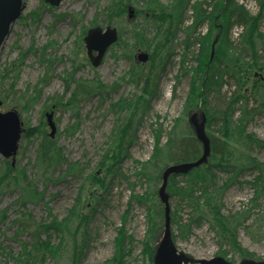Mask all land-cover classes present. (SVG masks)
<instances>
[{"label":"rangeland","instance_id":"1","mask_svg":"<svg viewBox=\"0 0 264 264\" xmlns=\"http://www.w3.org/2000/svg\"><path fill=\"white\" fill-rule=\"evenodd\" d=\"M159 1L166 7L174 2V0ZM113 2L114 0H63L60 6L53 8L44 0H24L22 16L14 24L9 39L2 49L0 73L6 67L13 65L21 53L31 47L35 48V52L25 59L13 92L10 91L14 84L12 77L0 82V111L6 113L12 109H19L25 133L29 127L41 128L44 131L46 143L54 141L69 164L79 163L85 169L82 175L64 176L65 169L59 167L51 180L50 174L46 172L40 177L42 170L38 166L36 157L42 138L36 136L29 139L24 134L19 145L17 162L14 167L12 166L16 171L14 176L20 177L25 171L29 180L35 181L39 191L44 192V199L22 206L17 203L20 200L22 188L15 186V182L10 180L0 189V213L7 210L8 216L0 223V264H18L15 258L23 251V244L35 243L36 238L31 231L22 229L19 224L22 214L31 215L36 224L47 223L50 221L47 211L49 207L52 216L59 220L67 218L69 211L77 203V197L81 194V186L87 183L86 178L93 173L103 174L99 163L114 138L113 131L118 127L119 119L122 120L124 116V113L112 107L117 103L125 104L135 101L136 97L139 98L141 95L142 85L136 86L131 81L130 74L133 69L136 70L137 66L142 67L144 73H148L150 65H135V54L138 49L135 50L132 32L134 27L139 26L147 32V38L152 39L156 33L155 26L150 19L145 20V14L140 15L146 0H133L132 5L128 3L127 13L123 18L118 15H114L113 18L107 17L105 11L114 4ZM238 2L239 6H243L252 16L258 15L261 7L260 0H238ZM129 7L134 10L131 19L127 16ZM35 11H38L40 15L39 20L36 21L31 16ZM262 16L259 27L264 38V13ZM95 19L100 25L96 27L112 26L123 33V39H120V42H117L105 54L99 68L92 67L81 35L82 30L89 31L95 27L91 23ZM206 28L207 26L203 28L204 32H207ZM240 33L242 28L234 27L231 38L237 42ZM183 39L184 34L181 33L173 47L170 59L163 65L158 75L156 93L150 101L149 110L151 111L140 118L139 124L133 131L135 139L129 147V157L122 161L121 170L117 175L108 177L107 191L98 189V203L95 198L90 199L95 202V205L87 202L88 209L84 212L90 217L89 224L85 233H79L78 237L79 242H84L80 264H108L115 256L117 230L121 228H124L125 232L134 239L133 245L126 249L130 252L125 257V264H148L147 255L143 253L147 246L146 242L156 250L162 238L164 219L160 220L156 217L153 232H149L151 223L148 220L149 209L147 208L153 203L150 201V203H140L131 198L133 195L144 197L154 189L157 192L160 189L161 182L155 184L153 180L149 181L147 177L139 175L142 164L153 156L155 135L162 134L161 142L166 143L170 135L174 133V127L178 125L177 120L181 119L179 122L181 130L185 129L186 122L188 123L189 118L199 109L198 107L191 110L186 106L193 75L191 70L199 66L194 59L192 60V55H185L181 44ZM262 47L264 48L263 45ZM197 49L193 48L192 52L197 53ZM43 54L44 57H42ZM183 55H185L184 59ZM260 55L261 64L264 65V49ZM255 73L254 76L249 77V86L245 89L250 100H253L251 97L253 82L257 79L264 82V73L258 71ZM72 74L75 80H82L83 84L89 83L92 86L94 83H100L107 87L115 86V90L107 93L102 99L98 94L86 95L84 91L78 99L76 111H72L64 107L62 105L64 103L60 106L58 103L62 97L67 100L70 96L65 95L67 85L70 84V80L66 77ZM85 87L83 86L82 90ZM235 91L236 85L228 82L221 93L222 97L217 101L211 100L212 105L220 101L223 104L224 99L228 101ZM35 94L38 98L33 105H27L25 100L32 99ZM51 112L54 114L53 121L57 126L55 138L50 136L51 129L47 119V115ZM206 129L208 135L213 133L216 137L220 136L217 131L214 132L207 127ZM247 132L263 142L264 115L253 118ZM251 149L252 158L264 164V150L255 146ZM178 156L181 158L183 153L179 152ZM5 162H10L12 165V160H5L0 154V176L4 173ZM214 172L217 174L219 185L232 181L223 194V215L230 216L249 209V219L245 224L248 228L238 227L235 233L239 246L249 254L241 257L239 251L234 250L228 240L220 239L216 229H211L209 221H202L199 225L191 226L189 233L183 236H180L179 225L172 223L173 241L178 250L193 260L222 257L232 264H240L246 259L256 262L264 261V194L254 205L256 193L250 185L261 171L242 170L235 179H233L234 173L228 174L219 170ZM89 186L90 184L87 183V187ZM98 187L95 186V188ZM83 199L87 201L86 192ZM170 206L172 218L173 213L179 208L177 218L183 219L184 224L189 223L191 210L187 208L186 203H183L179 197H175L170 199ZM39 236L44 241L48 238L44 232H40ZM49 236L51 243L56 246L59 242L58 236L51 232ZM224 252H227L226 257L222 255ZM36 264H70V262L66 256L57 263L51 256H46L43 262L39 261Z\"/></svg>","mask_w":264,"mask_h":264},{"label":"trees","instance_id":"2","mask_svg":"<svg viewBox=\"0 0 264 264\" xmlns=\"http://www.w3.org/2000/svg\"><path fill=\"white\" fill-rule=\"evenodd\" d=\"M132 2L133 0H114V4L105 11L107 17L113 18L114 15H118L123 18L127 13L128 3ZM238 3V0H174L171 5L166 7L159 0H146L140 15L145 14V20L153 21L155 36L148 39L147 32L140 29L139 26L134 27L132 33L135 50H144L152 54L148 63L150 68L148 73H144L143 68L135 63L137 67L130 74L131 81L136 86L142 85L141 95L139 98L136 97L135 101L125 104L117 103L112 107L114 110L124 113V116L122 120L118 118V127L113 131L114 138L99 163V167L103 171L102 175L106 177L99 173L88 176L86 179L90 186L87 187V183L81 186V194L77 197L76 205L63 220L52 216L49 207H47V211L50 221L47 223L36 224L31 215L22 214L19 221L21 228L30 230L36 239L34 244H23V251L15 258L18 264H36L39 261L43 262L46 256H51L56 263L58 260L62 261L65 256L70 264L81 263L84 242H79L78 237L79 233H85L89 224L90 217L84 212L88 209L87 202L95 205V202L90 200L95 198L98 203V189L107 191L108 177L117 175L121 170L122 161L129 157L128 150L135 139L133 131L139 124L140 118L151 111L149 110L150 101L156 93L158 75L162 71L163 65L170 59L173 47L181 33L184 34L181 44L185 55H192V60L194 59L199 66L191 70L193 75L186 106L191 110L202 106L208 118L206 127L214 132L217 131L220 136L216 137L213 133L208 135L212 151L208 165L199 167L187 175H177L170 179L169 196L171 198L179 197L191 210L188 224H184L183 219L177 218L179 208L173 213L172 223L179 225L180 236H183V234L189 233L191 226L199 225L202 221H209L211 229H216L220 239L228 240L231 247L239 251L241 257H246L249 254L242 250L235 237L238 227L248 228L245 224L249 219V209L230 216L223 215V194L228 190L232 181L219 185L217 174L214 172V170L216 172L219 170L228 174L234 173L233 179H235L238 174L242 173V170H259L261 174L250 183L256 193L254 205L264 194V164L252 158L250 154L253 146L264 150V141H260L255 135H250L247 132L248 125L253 118L257 115H264V82L261 79L253 82L251 88L253 100H250L245 92L249 86V77L254 76L256 71L264 73V65L260 60V52L264 49L262 47L264 38L259 27L263 19L264 1L260 0L259 2L261 7L257 16L249 14ZM31 16L35 21L40 18L38 11L32 13ZM91 23L95 27L100 26L96 19ZM205 26H207V32L203 30ZM236 26L242 28L237 42L231 38L232 31ZM221 29L220 41L215 46V58L210 62L212 46ZM86 33V30H82V40ZM119 33L118 42L123 39V33ZM193 48H198L197 53L192 52ZM33 52H35V48L31 47L21 53L13 65L6 67L0 73V82L12 77L14 84L11 86V92L17 83L25 59ZM185 55H183V59ZM44 56L43 54L42 57ZM66 78L70 80V84L67 85L65 95L69 94L70 96L67 100L62 97L58 103L59 106L64 103L62 105L72 111H76L79 104L78 99L81 98L84 91L86 95L98 94L102 99L107 93L115 90V86L107 87L100 83H94L92 86L89 83L83 84L82 80H75L74 74ZM67 79L64 80L68 81ZM228 82H233L236 85L233 96L228 101L224 99L223 104L220 101L213 106L212 101L214 99L217 101L222 97L221 93ZM83 86H86L84 90H82ZM37 98L35 94L32 99L25 100L26 104L33 105ZM180 121L181 119L177 120L179 126L174 127V133L170 135L166 143L161 142L162 134L155 135L153 156L142 164L140 176L147 177L149 181L153 180L155 184L162 183V174L166 168L175 164L196 162L202 156V145L199 143L200 141L196 140L189 120V124L186 122L185 129L182 130ZM25 134V137L29 139L36 136L42 138L36 157L38 166L42 170L40 177L46 172L50 174L49 179L51 180L59 167L65 169L64 176L84 173L85 168L79 163H68V160L62 156V150L56 146L54 141L45 142L44 131L41 128L29 127ZM179 152L183 153L181 158L178 156ZM3 172V175L0 176V189L10 180L15 182V186L22 188L18 204L27 206L28 203L44 199V192L39 191L35 181L29 180L25 171L19 172V174L21 173L20 177L14 176L16 171L11 163L5 162ZM148 173H151L153 178ZM95 186L99 187L95 188ZM85 192L87 201L83 199ZM157 195L158 192L154 189L144 197L133 195L131 198L140 203H153L147 208L149 209L148 220L151 223L150 233L153 232L154 219L156 217L160 220L164 219V209L160 207L161 203ZM6 214L7 210L0 213V223L8 218ZM40 232L48 235L46 241L41 239ZM50 232L58 236L59 242L56 246L51 243ZM117 233L116 253L108 264H125V257L130 252V250L127 252L126 249L134 242L133 237L129 236L124 228L118 229ZM154 239L153 237L152 240L154 241ZM146 243L147 246L143 253L147 255L148 264H152L155 249L150 243ZM222 255L226 257L227 252Z\"/></svg>","mask_w":264,"mask_h":264},{"label":"water","instance_id":"3","mask_svg":"<svg viewBox=\"0 0 264 264\" xmlns=\"http://www.w3.org/2000/svg\"><path fill=\"white\" fill-rule=\"evenodd\" d=\"M45 3L51 7L57 8L63 0H44ZM24 0H0V55L2 49L9 39L12 28L16 21L22 16L24 11ZM128 18L131 19L134 14L132 7H129ZM119 33L116 28L108 27L101 29L94 27L87 32L84 43L87 50V57L94 68H99L104 60V55L115 46L119 40ZM220 35L215 38L212 46L211 61L215 57V46L218 44ZM136 64L145 65L150 60V55L142 50H137L135 54ZM48 125L51 129L50 136L55 138L57 133V126L55 125L54 114L47 115ZM190 126L194 131L196 140L200 141L202 145V156L196 162H187L186 164H175L165 169L162 174V183L158 191V198L164 209V233L159 241L157 248L154 252L152 264H232L222 257H215L211 260H193L190 259L184 252L178 250L175 242L173 241L172 226V208L170 206V199L168 193V184L172 177L177 175H187V173L198 169L204 165L209 164V158L212 154L211 140L207 134V118L203 112V107L199 106L198 111L195 112L190 118ZM24 123L19 112L15 109L3 113L0 111V154L5 160H12L14 167L19 153V145L22 141V136L25 133ZM240 264H264V261L242 260Z\"/></svg>","mask_w":264,"mask_h":264},{"label":"bare ground","instance_id":"4","mask_svg":"<svg viewBox=\"0 0 264 264\" xmlns=\"http://www.w3.org/2000/svg\"><path fill=\"white\" fill-rule=\"evenodd\" d=\"M108 27L113 28L112 26H107L106 28H108ZM98 28H100V27H98ZM106 28H101V29H106ZM114 28H116V27H114ZM114 28H113V29H114ZM116 29H117V28H116ZM117 30H118V29H117ZM221 34H222V29H221L220 32H219V35H221ZM110 49H111V48H110ZM147 54H149V55H150V58H151V55H152V54H150L149 52H148ZM104 56H105V55H104ZM214 58H215V57H214ZM214 58H213V60H214ZM213 60H212V61H213ZM103 61H104V60H103ZM212 61H211V57H210V62H212ZM102 63H103V62H102ZM102 63H101V64H102ZM91 65H92V64H91ZM92 67H93V66H92ZM201 107H202V106H201ZM203 112H204V114H205V116H206V118H207V113L205 112L204 109H203ZM21 117H22V116H21ZM22 121H23V120H22ZM207 122H208V118H207ZM23 123H24V122H23Z\"/></svg>","mask_w":264,"mask_h":264}]
</instances>
